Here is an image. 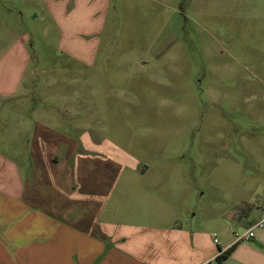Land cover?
I'll use <instances>...</instances> for the list:
<instances>
[{"label": "rangeland", "instance_id": "1", "mask_svg": "<svg viewBox=\"0 0 264 264\" xmlns=\"http://www.w3.org/2000/svg\"><path fill=\"white\" fill-rule=\"evenodd\" d=\"M18 2L0 0L3 72L19 76L27 54L30 88L61 104L50 125L80 144L66 175L83 198L114 189L138 212L141 190L162 192L164 214L172 202L184 219L239 229L226 214L264 178V0H114L92 65L60 54L54 34L20 52L34 9ZM27 109L28 97H0V142Z\"/></svg>", "mask_w": 264, "mask_h": 264}, {"label": "crops", "instance_id": "2", "mask_svg": "<svg viewBox=\"0 0 264 264\" xmlns=\"http://www.w3.org/2000/svg\"><path fill=\"white\" fill-rule=\"evenodd\" d=\"M113 2L19 0L34 9L29 17L34 25L16 32V46L24 53L38 32L45 43L54 34L60 54L92 65ZM27 60L26 54L19 76L3 72L7 62H0V97H28V118L17 123L10 142H0V149L17 150L11 156L0 152V264H264V229L250 241L237 242L264 212V178L248 186L252 201L239 192V209L226 214L228 221L239 223L236 231L216 220L200 224L184 219L172 202L165 203L169 214H164L162 192L141 190L138 212L122 201L123 212L114 189L104 199L92 190L85 200L66 175L80 144L51 127V113L60 114L61 104L37 86L30 88ZM19 147L26 149L20 152ZM122 194L127 200L131 191Z\"/></svg>", "mask_w": 264, "mask_h": 264}, {"label": "built area", "instance_id": "3", "mask_svg": "<svg viewBox=\"0 0 264 264\" xmlns=\"http://www.w3.org/2000/svg\"><path fill=\"white\" fill-rule=\"evenodd\" d=\"M264 229V212L259 220L255 221L247 230L237 236V242L250 241L255 237L256 231ZM218 243V240H215Z\"/></svg>", "mask_w": 264, "mask_h": 264}, {"label": "trees", "instance_id": "4", "mask_svg": "<svg viewBox=\"0 0 264 264\" xmlns=\"http://www.w3.org/2000/svg\"><path fill=\"white\" fill-rule=\"evenodd\" d=\"M230 255V252L226 253V254H223L219 260H223V259H226L228 256Z\"/></svg>", "mask_w": 264, "mask_h": 264}]
</instances>
